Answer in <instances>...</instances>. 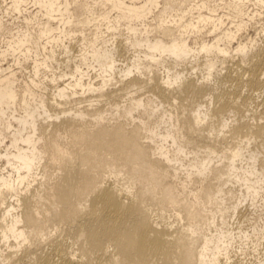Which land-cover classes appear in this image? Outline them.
Returning <instances> with one entry per match:
<instances>
[{"label": "bare ground", "instance_id": "bare-ground-1", "mask_svg": "<svg viewBox=\"0 0 264 264\" xmlns=\"http://www.w3.org/2000/svg\"><path fill=\"white\" fill-rule=\"evenodd\" d=\"M0 13V264H264V0Z\"/></svg>", "mask_w": 264, "mask_h": 264}, {"label": "rangeland", "instance_id": "rangeland-1", "mask_svg": "<svg viewBox=\"0 0 264 264\" xmlns=\"http://www.w3.org/2000/svg\"><path fill=\"white\" fill-rule=\"evenodd\" d=\"M0 16H1V13H0ZM8 19V18H7ZM10 19V18H9ZM87 32H90V31H87ZM255 35L256 34V31H255V29L254 28H251L247 33H244V36H247V35ZM60 58H63V56H61ZM9 62L8 63H6V62H3V65L4 66H8V64H12V62L10 61V60H8ZM244 93H246V92H244ZM257 102H258V104H256V105H254L253 107H251L252 109H253V111H251V113H253L254 111L256 112V114H255V116L256 117H261V116H264V97H260V98H257V100H256ZM252 121V120H251ZM261 157H263V154H261L260 155ZM254 207H250V209H252L251 211L253 212V215H252V219H253V221H259L258 223L260 224V223H264V207H256V208H254ZM256 209V210H255ZM254 210V211H253ZM257 213V214H254V213ZM165 214L167 215V216H170V215H172L173 214V212H170V211H168V212H165ZM255 215V216H254ZM255 217H257V219H255ZM255 219V220H254ZM261 221V222H260Z\"/></svg>", "mask_w": 264, "mask_h": 264}]
</instances>
